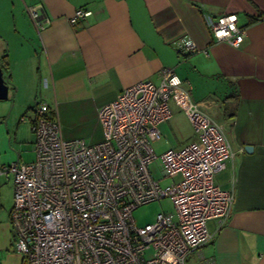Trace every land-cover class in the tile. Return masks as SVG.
Returning a JSON list of instances; mask_svg holds the SVG:
<instances>
[{
  "label": "crops",
  "instance_id": "1",
  "mask_svg": "<svg viewBox=\"0 0 264 264\" xmlns=\"http://www.w3.org/2000/svg\"><path fill=\"white\" fill-rule=\"evenodd\" d=\"M29 7L48 19L43 28ZM6 8L0 11V56L6 51L9 65L2 71L8 95L0 100L1 165L35 158L38 102L48 104L64 138L98 142L99 108L141 80L158 84L161 70L171 68L191 100L223 127L233 150L214 175L216 185L233 191L230 215L206 221L211 239L186 262L264 264V0H0V10ZM77 9L90 14L72 25ZM229 12L246 27L237 47L214 40L205 22ZM182 36L198 49L179 53ZM168 119L159 124L160 138L171 137ZM12 190L13 172L0 173V264L22 260L9 220Z\"/></svg>",
  "mask_w": 264,
  "mask_h": 264
},
{
  "label": "built area",
  "instance_id": "2",
  "mask_svg": "<svg viewBox=\"0 0 264 264\" xmlns=\"http://www.w3.org/2000/svg\"><path fill=\"white\" fill-rule=\"evenodd\" d=\"M28 11L37 27L48 22L35 7ZM89 14L77 9L69 21L76 25ZM205 22L216 41L237 47L246 35L233 12L207 15ZM197 49L190 37L179 38V53ZM170 103L188 116L196 137L162 152L154 177L151 141L160 138ZM199 105L164 68L158 84L141 80L102 105L103 138L88 143L64 138L48 104L38 102L31 125L35 158L0 164V173L13 172L9 220L21 264H187V255L211 239L206 221L228 218L234 199L214 182L233 150L223 127ZM166 178L174 180L161 184ZM162 198L173 212L135 224L133 209Z\"/></svg>",
  "mask_w": 264,
  "mask_h": 264
},
{
  "label": "rangeland",
  "instance_id": "3",
  "mask_svg": "<svg viewBox=\"0 0 264 264\" xmlns=\"http://www.w3.org/2000/svg\"><path fill=\"white\" fill-rule=\"evenodd\" d=\"M7 11L1 9L0 11ZM2 15V13L0 14ZM3 16V15H2ZM1 37V36H0ZM2 38V37H1ZM1 41V40H0ZM6 73L7 70L3 69ZM7 99V98H6ZM4 99V100H6ZM10 101V99H8ZM171 117L167 121L170 131V139L166 136L158 140L151 141V147L157 157L150 162L149 170L154 177H159L161 172V160L159 155L169 148H181L190 141L194 140L196 135L192 123L188 116L184 114L179 108L170 103ZM173 140V141H172ZM174 179L166 178L160 183L167 184ZM173 206L168 198L153 200L136 207L132 211V218L137 225H144L145 223L152 222L158 212H173Z\"/></svg>",
  "mask_w": 264,
  "mask_h": 264
},
{
  "label": "water",
  "instance_id": "4",
  "mask_svg": "<svg viewBox=\"0 0 264 264\" xmlns=\"http://www.w3.org/2000/svg\"><path fill=\"white\" fill-rule=\"evenodd\" d=\"M7 95H8V86L6 84V79L4 78L2 69L0 67V100L6 99ZM244 149L249 152L252 150V146L249 144L244 145Z\"/></svg>",
  "mask_w": 264,
  "mask_h": 264
},
{
  "label": "trees",
  "instance_id": "5",
  "mask_svg": "<svg viewBox=\"0 0 264 264\" xmlns=\"http://www.w3.org/2000/svg\"><path fill=\"white\" fill-rule=\"evenodd\" d=\"M0 67H1L2 71H3V69L7 70L9 67L6 51L0 56ZM35 106L33 107L34 110H35Z\"/></svg>",
  "mask_w": 264,
  "mask_h": 264
}]
</instances>
